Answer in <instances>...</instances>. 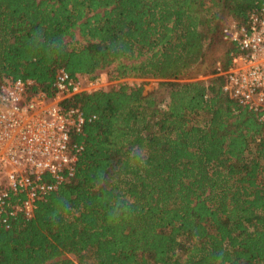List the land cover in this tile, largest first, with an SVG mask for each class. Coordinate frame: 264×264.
Returning <instances> with one entry per match:
<instances>
[{
    "label": "trees",
    "instance_id": "16d2710c",
    "mask_svg": "<svg viewBox=\"0 0 264 264\" xmlns=\"http://www.w3.org/2000/svg\"><path fill=\"white\" fill-rule=\"evenodd\" d=\"M262 1L0 0V84L110 81L64 98L97 115L76 173L0 217V264H264L263 112L224 88V27Z\"/></svg>",
    "mask_w": 264,
    "mask_h": 264
},
{
    "label": "built area",
    "instance_id": "2783aa9c",
    "mask_svg": "<svg viewBox=\"0 0 264 264\" xmlns=\"http://www.w3.org/2000/svg\"><path fill=\"white\" fill-rule=\"evenodd\" d=\"M225 37L238 50L226 70L224 88L241 105L264 119V0L248 13L247 22L231 21ZM104 74L90 78L60 68L53 96L30 92L33 78L6 77L0 84V217L9 226L22 213L34 216L47 195L77 170L84 143L75 139L97 117L64 98L106 84ZM128 79V78H127Z\"/></svg>",
    "mask_w": 264,
    "mask_h": 264
},
{
    "label": "rangeland",
    "instance_id": "374dc122",
    "mask_svg": "<svg viewBox=\"0 0 264 264\" xmlns=\"http://www.w3.org/2000/svg\"><path fill=\"white\" fill-rule=\"evenodd\" d=\"M231 22V21H230ZM229 21L227 22V24L228 23H230ZM226 24V25H227ZM105 75V74H104ZM105 77H106V79H105V81H106V84L105 85H107L108 83H110V81H108V79H107V76L105 75ZM129 82H133V81H138V82H140L142 79H140V78H128L127 79ZM154 86V81L152 80H149L147 83H146V85H145V90L147 91V90H149L150 88H152Z\"/></svg>",
    "mask_w": 264,
    "mask_h": 264
}]
</instances>
